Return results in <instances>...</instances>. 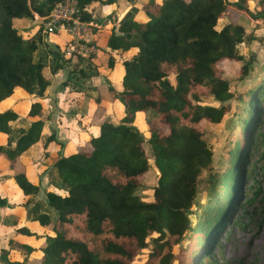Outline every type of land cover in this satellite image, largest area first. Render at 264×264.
I'll return each instance as SVG.
<instances>
[{"label": "trees", "instance_id": "16d2710c", "mask_svg": "<svg viewBox=\"0 0 264 264\" xmlns=\"http://www.w3.org/2000/svg\"><path fill=\"white\" fill-rule=\"evenodd\" d=\"M57 1L0 0V162L22 195L17 211L3 222L22 238L20 251L7 238L0 257L7 264H196L205 256L212 264L214 237L229 227L237 199L246 196V205L264 201V185L256 180L241 189L253 168L264 177V144L258 165L246 167L258 131H264V75L236 96L240 132L227 142L226 167L210 170L204 182L199 177L212 155L201 137L220 122L233 98L221 78L223 65L230 64L236 80L248 76L237 44L261 40L249 20L264 24V0H126L136 12L126 13L97 46L106 73L120 67L119 89L95 86L86 120L70 112L87 130L82 134L88 144L75 143L72 150L53 131L41 133L50 115V77L45 64L33 59V35L42 31L33 14L47 15ZM75 1L80 18L90 21L89 4L117 0ZM220 17L224 24L216 28ZM54 47L57 64L49 70L67 67L65 91L75 74L83 81L99 73L98 66L81 70L82 58L65 55L62 44ZM79 91L73 87L71 93ZM101 101L110 103L112 118ZM18 117L27 119L26 128L11 126ZM38 141L44 149V201L36 198L40 178L19 169L21 154ZM153 169L148 198L145 178ZM210 183L212 201L198 203ZM180 243L183 255L173 262Z\"/></svg>", "mask_w": 264, "mask_h": 264}, {"label": "rangeland", "instance_id": "374dc122", "mask_svg": "<svg viewBox=\"0 0 264 264\" xmlns=\"http://www.w3.org/2000/svg\"><path fill=\"white\" fill-rule=\"evenodd\" d=\"M138 0H135V2ZM122 4V7L124 5H127V2L123 0V2H120ZM97 4V6L102 5L100 3H92L89 7V13H93L90 11V9L94 8V5ZM86 8V9H87ZM124 10V9H123ZM88 11V10H87ZM94 11L97 13H94L96 15L100 14L101 10L95 9ZM132 13H135L136 11L132 9L129 11ZM109 17V16H108ZM97 18V17H96ZM111 22H114L115 25L117 24L116 19H110ZM256 20H252L251 24H253ZM224 24L223 17H220L216 22V28H220ZM114 25V28H115ZM63 37H57V36H51L50 40L51 42L65 45L67 39V34H65L63 31L59 32ZM40 36V39H36V35ZM34 40H36V50L33 53V59L41 61L45 64L47 68H50L57 64V59L55 55V47L52 43L48 41L47 36L43 35L42 31H35L34 33ZM67 36V37H66ZM47 42H45V40ZM237 50L241 54H243L246 61H248L249 65V72L248 76L245 77V79L242 80H236L235 78L231 77L232 73V67L228 62L224 63L223 69L225 71L224 74H221V78L225 79L228 82V88L229 91L232 93L233 98L228 101L229 104V111L222 117L219 123L212 124L207 127L205 130V133L202 135L201 139L205 142V144L211 149V162L210 166L207 169H204L200 173V178L202 182L206 181L208 174L212 171H221L226 167V153L227 150V142L228 140L237 139L239 136V122H237V117L234 113L238 112V107L236 105L237 97L241 93L244 92L245 88H248L252 86L255 82L260 79L261 76L264 75V62L263 58H261L262 51L264 52V42H257L255 41L254 44L251 42L249 43H241L237 44ZM260 53V55H258ZM95 56H97L95 58ZM94 57L90 61H88L85 64H81V70L84 71H92L96 70V66L101 63L102 56L100 54H95ZM96 64V65H95ZM119 67L118 65H116ZM49 69H46L44 71V75H49ZM109 75L105 79H94V83H97L99 85L110 84L113 87H115L117 90L119 89L118 83H119V76H120V70L117 68L116 71H112L108 73ZM60 76V75H59ZM55 77L52 80L51 87L49 88L47 92L48 97V107L51 110L52 118L45 123V129L46 132H50L49 126H55L56 122H54L55 117V105L56 104H62L63 105H69V109L67 111H64L65 113L60 115L58 119V126L61 129L60 133L57 134L55 131V137L57 140L64 142V141H74L76 144H83L88 148V144L86 142H83L86 138V134H82V127H80V123L78 121H75V123L70 125V120L67 117V114L70 110H72V99L71 98V90L73 87H76V89H80L81 91L77 92L80 94H86L91 95L95 94V91H90L89 87H85L84 81H81L80 78L76 77V74L74 78L71 77V79L74 81L73 87L71 89H66L62 86V80L65 81L67 76V68L66 66H63L61 71L60 77ZM110 76V77H109ZM111 80V81H110ZM80 84V85H79ZM79 86V88H78ZM91 86V85H90ZM85 89V90H84ZM65 91V92H64ZM64 94H67L68 97L64 98ZM74 96V95H73ZM103 108L105 109V112L109 114L108 117L112 118L113 114L110 108V103L107 101H102ZM101 102V103H102ZM212 105H216L214 102H210ZM92 111V108L90 109V112ZM78 112H75L77 114ZM91 113L86 114V119L89 118ZM67 117V118H66ZM83 119V118H82ZM109 118H107L108 120ZM143 123L140 124L138 122V126L140 128H143ZM17 125H22L23 127L28 126V121L25 118H20L17 121L11 122V126H14L16 128ZM67 127V128H66ZM84 132H87L85 129ZM232 132V133H231ZM258 132H260L258 139L256 140L258 143V146L256 147L255 151H249V156L247 157L246 167H250L251 164H254L255 166L258 165L260 162V159H258L259 155L262 153V147L264 144V131L263 129H260ZM75 134L77 137L75 138ZM234 136V137H232ZM73 147H71L72 149ZM39 145L34 144L29 149H27L24 152L23 159H20V166L19 169L28 170L29 165L32 160H35L39 154ZM150 166L152 167V160L149 159ZM33 168V167H32ZM253 176L252 177H246L243 180V185L241 186V189H246L250 185L254 184V180L258 182L259 186L264 185V177L260 174L259 176V169L253 168ZM211 170V171H210ZM146 184H148L147 194L143 196L150 197V190H148L150 187H152L155 184V171L153 169L152 173L149 172V174L146 175L145 178ZM211 183L207 185V187L197 195V202L201 204H206L210 201H212L211 197ZM43 183L41 185V188H43ZM203 188V186H202ZM206 190V191H205ZM264 193V190H261L259 192L260 195ZM259 195V196H260ZM37 198L44 201V196L42 191L40 190L37 194ZM214 200V198H213ZM246 196H240L237 199L236 207L232 213V217L230 218V224L228 228H224L220 230L215 235V248L212 251V264H264V201H258L255 200L253 203H250V205H246ZM194 209V208H192ZM190 209V210H192ZM192 212V211H191ZM190 212V213H191ZM188 218L191 220L192 223L195 222L196 216H193V214H189ZM183 243H180V249L175 247L173 249L174 257L175 259L178 255L182 254L181 246ZM183 255V254H182ZM204 258V259H203ZM174 262V261H173ZM206 264L205 256H202L196 264Z\"/></svg>", "mask_w": 264, "mask_h": 264}, {"label": "crops", "instance_id": "0c3cea01", "mask_svg": "<svg viewBox=\"0 0 264 264\" xmlns=\"http://www.w3.org/2000/svg\"><path fill=\"white\" fill-rule=\"evenodd\" d=\"M120 2H123V0H117L115 3L109 4V5H99V6H97V4H95L94 8L96 10L97 9L101 10L100 14H98V15H96L97 13L94 11V8L90 9V11L93 12V13H89L90 16H91V20L89 22L93 26L90 28V30H91L90 35L85 38L89 42V43L86 44L87 49L86 50H79V51L74 52V53H72L70 55H67V56H71L72 58L81 57L82 58L81 59V63H80V65H81L82 63L85 64L88 61H90L92 59V57L95 56V54H98L97 46H98L99 42L102 40V37L104 35L109 34L112 30L115 31L119 21L122 19V17L126 13H128L132 9V7L134 5V4H131V3L126 1L127 5H124L122 7V4ZM91 4H89L87 7H89ZM87 10L89 12L88 8H87ZM94 13H96V14H94ZM40 17L41 16L33 14V19L35 20L36 23H40ZM110 19H116L117 20V24L115 25V23L111 22ZM251 21H252V19L249 20V25L256 24V27L254 28V34L256 36H258V37H261V40L257 41V42H264V24H262L259 21H253L254 23L251 24ZM114 25H115V28H114ZM55 36L63 37L61 35V33H58ZM46 39H48V41L50 43H52L53 45L55 44L54 42H51L49 37H47ZM67 39H68V37H67ZM45 42H47V40H45ZM254 42L255 41H251L252 44H254ZM258 55H260V53ZM96 57L97 56H95V58ZM261 58H263L262 62H264V52L263 51L261 53ZM62 68L58 69L55 74H51L49 72V75L47 76V77H50V82H49L50 85L48 87V90L51 87V83H52L53 78L58 77L59 75L61 76ZM117 68L120 70V76H119V79H120V77H121V69H120V67L114 66L112 71L113 70L116 71ZM46 69H49V68L46 67L45 70ZM97 69L99 70V73L97 75H95V76L93 75V76H90V77L84 79L85 80L84 81L85 87L86 88L89 87L90 91H94L93 88L95 86H98L97 83H94V79L95 80L100 79V78L101 79H105L109 75L108 73H106L104 66L100 65V63L98 65ZM112 71H110V72H112ZM62 81H64V80H62ZM103 84H105V83H103ZM65 97H68L67 94H64V98ZM70 97L71 98L73 97V99H72V110H70L66 114H67V117L70 120L69 121L70 125H72V123L73 124L75 123V120L73 118V114L70 113V112L73 111L74 114H75V112H78L76 115L82 114L85 117V118L83 117V120H86V114L87 113H91L90 112L91 102H92L93 97H95V94H91V95H89L87 97L84 94L71 93ZM48 100L49 99L46 96V101L48 102ZM101 102H100V104L103 106V104L105 102L104 103L103 102L101 103ZM47 106H49L48 103H47ZM69 107H71V106H69L67 104L63 105V102H62V104H56L55 105V108H56L55 112L56 113H55V117H54V122H56V125L55 126H49V129L51 131L54 132L55 130H57L55 132L57 134L60 133L61 129L58 126V119H59V117H61L60 115L63 116V114L65 113L64 111H67V109H69ZM110 108H111V106H110ZM49 111L51 113L50 109H49ZM49 117H50V120H51L52 114H50ZM18 119H20V117H18L15 121H17ZM45 123H44L42 131H41L42 134H48V132H46V130H44L45 129V125H46ZM10 124H11V122H10ZM82 131H84V129H82ZM55 132H54V134H55ZM76 137H77V135L75 134V138ZM61 143H66L68 150H72L73 148L71 149V147H73L74 144H75V142L74 141L72 142V140H70V141L67 140V141H64V142H61ZM34 144L39 145V151L40 152H39L37 158L35 160L31 161L28 170L26 168V170H24V171H25V174L27 175V177H29L32 180H37V178H40V190L42 191V189L45 187V183H46V174H40V172L42 171L43 167L41 165H39V163H41L42 160H43L42 154H43L44 149H43L41 141H38V142H36ZM33 145H31V146H33ZM29 148H27V149H29ZM48 148L49 147L45 148V150L48 149ZM24 152L21 154L20 159H23ZM42 183H43V186H44L43 188H41ZM36 198H37V195H36ZM0 200L4 201V204L2 206H0V249L3 247L4 240H6L7 238H12L13 240H16V243H14V246L17 249H19L17 244H19L21 242L20 239H22V238L17 236V235L13 236L14 235L13 228L10 227V226L4 225L3 222H4V219L9 216V214L17 211L18 204L22 201V195L15 188V186L12 184L11 180L9 179V177L6 176V171L4 170V167L2 166L1 162H0ZM19 251H20V249H19ZM0 264H7V263L0 257Z\"/></svg>", "mask_w": 264, "mask_h": 264}, {"label": "built area", "instance_id": "2783aa9c", "mask_svg": "<svg viewBox=\"0 0 264 264\" xmlns=\"http://www.w3.org/2000/svg\"><path fill=\"white\" fill-rule=\"evenodd\" d=\"M43 33L64 32L68 36L63 49L65 55L86 50L89 43L85 38L90 35L93 26L80 18L75 0H58L49 13L40 17Z\"/></svg>", "mask_w": 264, "mask_h": 264}]
</instances>
